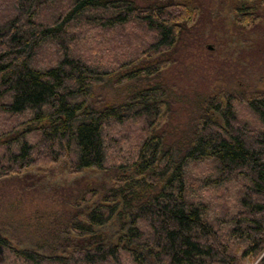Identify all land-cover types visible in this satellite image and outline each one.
I'll return each instance as SVG.
<instances>
[{"label":"trees","instance_id":"trees-1","mask_svg":"<svg viewBox=\"0 0 264 264\" xmlns=\"http://www.w3.org/2000/svg\"><path fill=\"white\" fill-rule=\"evenodd\" d=\"M57 1L9 0L10 13L0 18V181L61 161L71 174L104 170L110 151L124 148L110 146L107 129L137 127L113 141L128 144L126 156L112 160L122 175L104 203L70 223L75 238L60 254L17 249L0 234V260L244 264L261 255L264 264V90L200 95L186 133L162 132L173 102L163 73L205 49L202 31L214 22L217 0H67L55 10ZM217 3L226 4L238 33L264 26V0ZM100 38L114 43L112 56L80 51ZM47 46L52 56L41 59ZM253 48L264 69V35ZM107 80L127 84L126 95L96 106L93 88ZM237 106L256 123L240 120ZM201 161L211 176L193 189L198 179L188 167ZM209 186L224 187L227 207L198 195ZM114 221L113 235L98 230Z\"/></svg>","mask_w":264,"mask_h":264},{"label":"rangeland","instance_id":"rangeland-1","mask_svg":"<svg viewBox=\"0 0 264 264\" xmlns=\"http://www.w3.org/2000/svg\"><path fill=\"white\" fill-rule=\"evenodd\" d=\"M0 1L4 6L0 9V18H5L11 10L8 6L9 0ZM66 2L67 0H58L53 7L60 10ZM217 2H214L216 4L214 7L212 6L215 10L219 9L216 14L214 11V22L202 31L206 39L203 41L205 49L193 50V56L184 58L186 61L169 67L163 73L165 85L169 88L173 101L162 131L169 138L176 139L187 132L196 118L200 95L220 91L246 93L255 89L264 90V69L261 63H254L252 57L257 59L256 50L251 49L252 42L260 35L261 37L264 35V26L256 32L238 33L232 26L233 17L226 4L222 6ZM102 35L100 34L101 37ZM106 38L111 39L109 36ZM99 40L98 43L96 39L93 45L82 42L80 51L88 54L91 48L93 57L104 56L103 60L112 56L111 47L113 48L114 43L110 44L109 41L104 43L102 38ZM52 52L53 47L47 46L40 58L46 59L52 56ZM126 85L117 84L112 80L95 85L91 102L96 106L120 102L126 95L127 90L123 89ZM236 110L240 120L252 125L256 123L254 117L243 106H237ZM134 123L107 129L109 137L112 138V141L109 140V144L112 142L110 146L118 147V144L123 143L124 148L121 153L118 148L110 151L109 155L112 158L104 170L89 169L79 174H71L64 161H61L49 167L30 168L21 175L1 180V236L17 249H30L47 255L60 254L63 241L66 239L72 241L75 238L70 223L76 219L81 220L90 209L104 203L102 202L104 196L112 188L115 177L122 175L113 167L115 162L119 163L118 160H112H115V155L118 159L126 156L124 149L128 144L127 141L124 144L122 139L118 142L113 141L126 132L129 135V131L137 127ZM134 138L135 136L131 138L130 143H133ZM210 171V163L203 161L191 163L188 174L190 178L198 179L196 184H193V189L201 188L203 179L211 176ZM231 189V186L227 188L228 191ZM202 190L198 195H205L206 199H212V203L217 205L223 203L224 207L229 205L230 194L224 193L223 186L220 189L209 186ZM117 226V222L114 221L98 230L111 236L116 232ZM260 257L261 255L246 258L244 264H257ZM10 263V256L0 260V264ZM123 264H128L125 259Z\"/></svg>","mask_w":264,"mask_h":264}]
</instances>
